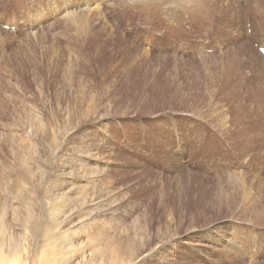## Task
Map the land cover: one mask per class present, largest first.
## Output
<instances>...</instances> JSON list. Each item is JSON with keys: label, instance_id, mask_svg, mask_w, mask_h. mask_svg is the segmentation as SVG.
Listing matches in <instances>:
<instances>
[{"label": "rangeland", "instance_id": "374dc122", "mask_svg": "<svg viewBox=\"0 0 264 264\" xmlns=\"http://www.w3.org/2000/svg\"><path fill=\"white\" fill-rule=\"evenodd\" d=\"M262 11L0 0L4 260L264 264Z\"/></svg>", "mask_w": 264, "mask_h": 264}, {"label": "bare ground", "instance_id": "6f19581e", "mask_svg": "<svg viewBox=\"0 0 264 264\" xmlns=\"http://www.w3.org/2000/svg\"><path fill=\"white\" fill-rule=\"evenodd\" d=\"M250 22H251V20H250ZM258 28V27H257ZM261 29L262 28H264L263 27V25L260 27ZM246 30V29H245ZM2 32V31H1ZM251 34H252V30H251ZM256 34H258V31L256 32ZM260 34H261V31H260ZM261 36H258V39L260 38ZM259 46H261V47H264V42L263 43H259L258 44ZM205 48H209V47H205ZM249 55V54H248ZM256 55V54H255ZM257 58H259L260 59V64H261V67H262V69H264V54L261 52V53H259V56L257 55L256 56ZM230 65H232V64H230ZM235 68V67H234ZM257 71V72H256ZM253 73H255V75H258L259 73H264V71H262L261 69H255V70H253ZM253 73H251V71H250V74L252 75ZM264 77V76H263ZM264 79V78H263ZM258 85V84H257ZM263 85H264V82H263ZM262 85V86H263ZM252 87V86H251ZM248 89V88H247ZM13 253V252H12ZM10 255V254H9ZM8 256V255H7ZM6 256V257H7ZM16 256H17V254H16ZM4 255L0 252V264H19L18 263V257H14V259L13 260H11L10 259V257H9V259H10V261L9 262H6L5 260H4ZM12 257V256H11ZM20 260V259H19Z\"/></svg>", "mask_w": 264, "mask_h": 264}, {"label": "clouds", "instance_id": "9594fccd", "mask_svg": "<svg viewBox=\"0 0 264 264\" xmlns=\"http://www.w3.org/2000/svg\"><path fill=\"white\" fill-rule=\"evenodd\" d=\"M148 3L151 5V6H155L156 3H157V0H148ZM260 15H264V11H262L261 13H259Z\"/></svg>", "mask_w": 264, "mask_h": 264}]
</instances>
